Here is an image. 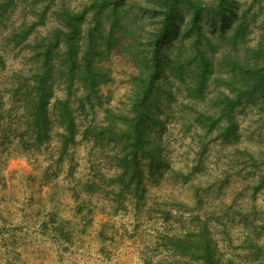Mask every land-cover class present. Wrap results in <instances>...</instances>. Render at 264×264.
Returning <instances> with one entry per match:
<instances>
[{
	"label": "trees",
	"instance_id": "16d2710c",
	"mask_svg": "<svg viewBox=\"0 0 264 264\" xmlns=\"http://www.w3.org/2000/svg\"><path fill=\"white\" fill-rule=\"evenodd\" d=\"M36 2L0 0V154L13 152L10 146L22 154L46 147L42 178L48 182L79 142L108 147L113 173L76 179L70 187L84 224L91 210L85 197L101 194L115 208L125 198L137 210L144 204L145 178L164 163L160 115L170 118L174 105L226 142L237 137L239 110H264V25L249 43L244 13L229 34L223 28L215 38L198 19L207 9L224 27L234 0H81L77 7L49 0L42 9ZM183 9L190 10L186 21ZM50 16L54 25L38 35L36 28ZM7 46L23 48L29 61L3 83ZM112 51L134 67L123 107H103L100 87L111 78L106 61ZM49 219L59 237L71 238L68 221ZM190 220L183 233L164 234L171 256H145L143 264H232L222 258L209 218Z\"/></svg>",
	"mask_w": 264,
	"mask_h": 264
},
{
	"label": "rangeland",
	"instance_id": "374dc122",
	"mask_svg": "<svg viewBox=\"0 0 264 264\" xmlns=\"http://www.w3.org/2000/svg\"><path fill=\"white\" fill-rule=\"evenodd\" d=\"M48 1L37 0L35 5L42 9ZM80 1L65 3L77 7ZM232 7L224 27L216 13L199 11L203 30L215 38L224 28L227 35L244 13L245 38L252 43L264 25V0H234ZM183 13L186 21L190 10L183 9ZM54 22L47 17L36 33H47ZM4 57L3 83L27 67L29 53L19 46H7ZM106 64L111 78L100 87L103 107H123L134 67L116 51ZM183 109L174 105L170 118L160 115L164 163L145 178L144 204L137 210L125 198L115 208L101 194L85 197L91 209L88 224L75 214L70 187L76 179L113 173L108 147L98 149L91 141L79 142L48 182L42 178L49 159L46 147L22 154L10 146L13 152L0 154V264H143L145 256H171L162 244L164 234L183 233L193 225L191 216L197 215L209 218L224 260L264 264V110H239L237 137L226 142L191 123ZM99 116L101 110L95 115ZM54 143L52 138L48 149ZM250 153L254 158H249ZM51 216L69 222L70 239L64 240L52 229Z\"/></svg>",
	"mask_w": 264,
	"mask_h": 264
}]
</instances>
